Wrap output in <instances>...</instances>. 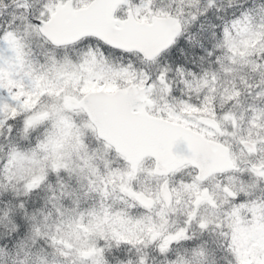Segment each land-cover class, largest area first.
Returning <instances> with one entry per match:
<instances>
[{"label": "snow or ice", "instance_id": "1", "mask_svg": "<svg viewBox=\"0 0 264 264\" xmlns=\"http://www.w3.org/2000/svg\"><path fill=\"white\" fill-rule=\"evenodd\" d=\"M0 264H264V0H0Z\"/></svg>", "mask_w": 264, "mask_h": 264}]
</instances>
